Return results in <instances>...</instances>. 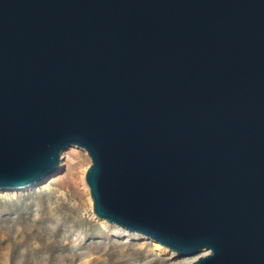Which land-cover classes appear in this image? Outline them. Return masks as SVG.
<instances>
[{"label":"water","instance_id":"95a60500","mask_svg":"<svg viewBox=\"0 0 264 264\" xmlns=\"http://www.w3.org/2000/svg\"><path fill=\"white\" fill-rule=\"evenodd\" d=\"M71 145L97 218L264 264V0H0V189Z\"/></svg>","mask_w":264,"mask_h":264},{"label":"rangeland","instance_id":"374dc122","mask_svg":"<svg viewBox=\"0 0 264 264\" xmlns=\"http://www.w3.org/2000/svg\"><path fill=\"white\" fill-rule=\"evenodd\" d=\"M80 146L67 147L51 177L28 189L0 190V264H188L149 237L93 214Z\"/></svg>","mask_w":264,"mask_h":264},{"label":"bare ground","instance_id":"6f19581e","mask_svg":"<svg viewBox=\"0 0 264 264\" xmlns=\"http://www.w3.org/2000/svg\"><path fill=\"white\" fill-rule=\"evenodd\" d=\"M44 180H46V179H44ZM44 180H42V181H40V182H38V183H33V184L28 185V186H25V187H18V188H15V189H28V188H30V187H33V186L37 185V184H40L41 182H44ZM10 189H11V188L0 189V190H10Z\"/></svg>","mask_w":264,"mask_h":264}]
</instances>
